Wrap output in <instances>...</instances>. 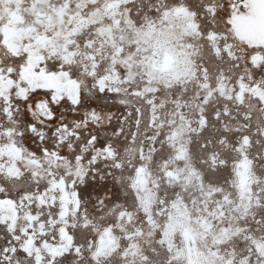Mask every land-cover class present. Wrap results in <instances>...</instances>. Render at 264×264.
Wrapping results in <instances>:
<instances>
[{"label": "snow or ice", "instance_id": "1", "mask_svg": "<svg viewBox=\"0 0 264 264\" xmlns=\"http://www.w3.org/2000/svg\"><path fill=\"white\" fill-rule=\"evenodd\" d=\"M0 264H264V0H0Z\"/></svg>", "mask_w": 264, "mask_h": 264}]
</instances>
